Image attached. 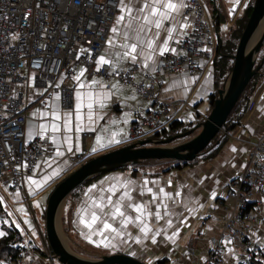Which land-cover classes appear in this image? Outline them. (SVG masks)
I'll return each mask as SVG.
<instances>
[{
    "label": "crops",
    "instance_id": "obj_1",
    "mask_svg": "<svg viewBox=\"0 0 264 264\" xmlns=\"http://www.w3.org/2000/svg\"><path fill=\"white\" fill-rule=\"evenodd\" d=\"M201 1L204 5L205 16L214 23L217 40L221 39L218 28L223 26L228 31L235 29L239 21L246 16L247 9L253 3V0H238V2L236 0ZM233 5H235V9L230 14ZM182 10L178 15V19L182 15ZM119 15L120 12L117 7L112 25L108 31L107 40L112 35L110 29L116 23V17ZM169 26L168 22H165L164 28L166 29ZM166 36L167 32L161 30V36L157 40L163 43L162 38ZM120 42V40H117V44ZM171 42L172 40L169 41V43ZM105 47H107L106 44ZM104 48L101 54H103ZM158 58L159 56H157V60ZM127 62V60L122 61L116 67L123 68ZM138 63L142 71L152 72L143 68L142 61L139 58ZM200 64L204 65V73L199 76L165 73L158 77L159 98L167 102L178 101L180 103L179 107L175 110L171 109L170 113L173 119L182 122L183 126H180L175 133L168 131V134L182 133L192 129L198 122L203 120L210 110L209 96L215 90L214 70L210 71L211 67L207 65L204 57L200 58ZM80 70L81 67L77 68L74 76L78 75ZM261 72L263 73L258 76L233 114L232 120L238 122L235 125L227 123V126L221 132L222 143L217 145L218 147L211 152L198 155L187 165L181 167H175L174 165L177 163L175 161H168L167 163L165 160H156L141 163L135 168L127 166L112 170L93 178L77 193L70 195L66 202L64 201L61 210V230L63 236L65 233L67 237L68 246H71L74 252L89 258H98L102 254L124 253L141 260L145 264H204L207 260L212 239H220L221 241V264H238L240 256L246 251L250 242L256 243L258 250L264 253V247H261L264 244V192L254 194L248 203V209L255 216V221L246 229L248 241L243 242L234 236L221 235L224 221L233 211L230 205L223 202V194L228 187V183L241 174L246 166L249 152L264 133V67ZM139 79V76L135 77L136 82ZM92 80L98 81L99 84L78 89L77 82L72 78V107L64 109L58 102L61 120L55 122L61 125V130L55 134L51 129L53 123L51 106L55 101L53 94L45 102V105L47 104L49 107L46 108L45 105L40 107L38 101L44 94V90L37 86L33 79H30L27 86L11 84V88H15L17 85L22 86L16 91H12V93H21L26 102L24 110L25 138L29 141L38 136L37 133L40 132L39 125L45 124L47 127L44 136L50 141L51 149L45 159L49 162L48 164L43 163L45 160H36L33 169L26 172L21 192H9L6 188L1 189L0 200L2 202L0 203L6 216L0 221V231L5 233V235L0 236V264L6 257L1 239L6 236L7 230L10 228L21 231L28 245L31 246L30 256L33 257L36 264H62L54 256L48 257V253L52 252L46 240L45 230L41 228V225L44 224L45 205L49 193L58 181L76 167L70 156L73 153L82 152L85 157L91 158L130 143L128 130L131 122L137 114L145 113L151 108L152 101L141 97L135 84L125 85L116 79H105L100 76H87L86 74L82 77L85 84ZM101 84L103 88L100 87ZM113 84H118V88L114 90L112 88ZM78 90L82 93L108 91L114 94L109 96L103 110H99L94 105L92 119L95 122L89 120L86 107L87 98H83L85 106L81 109L82 130L77 133L75 131V104L77 102L75 94ZM35 92H40V94L33 98ZM132 96H135L136 99H131ZM251 101L254 104L252 109L248 111L247 106ZM244 108L246 110L243 112ZM33 112H36L35 116L31 115ZM42 112L48 114L42 116ZM63 112L72 113L70 117L72 131L68 132L67 135L73 137L74 147L78 144L80 148L78 152H67L66 145H63L65 134L63 130ZM97 112L100 114L98 119L96 117ZM125 113L129 115L125 116ZM125 120H127V123L124 122ZM113 121L116 122L113 123ZM30 131L32 132L31 137H29ZM87 132H90L91 135L84 139L83 136ZM112 133H116V139L119 143H108ZM53 135L56 137V143L63 146L62 150H65L64 157H55V145H53L51 139ZM97 136L102 137V143L105 145L103 148L97 143ZM167 136L169 137V135ZM167 136L159 138H166ZM233 147L237 149L236 152L232 151ZM92 149L96 150L92 151ZM240 149H243V151H240ZM65 160L67 163H65ZM53 170H56L58 174L44 182L42 178L50 176ZM29 176L34 180H40L41 186L37 188L28 180ZM105 178L108 179L105 180ZM145 179L155 181V184L149 183L147 186L152 187L153 191L158 194V201L161 199L159 195L160 188H164L166 192L173 194L174 200H165L168 215H165L166 210L161 208L159 209L160 219L155 218V212L157 211L155 204L147 203L152 200V194L146 191L143 195L140 194L141 185ZM129 180L133 181L130 195L133 196L135 202L147 204L152 213V215L146 216L145 220L153 231L148 234V238H144L143 234L139 232V222H133L127 226V234L124 237L112 239L114 246L104 247L98 243L99 236L94 237L96 243L89 242L85 239V236L91 233L79 222L80 215H87V210L91 209L93 197L99 198L102 194H111L116 199L117 193L122 192L123 188L118 186L116 193H108L107 188L110 184H117L118 182L122 184ZM93 184L98 186L97 190H93L85 196V192ZM100 187L105 189L104 193L99 192ZM178 191L181 195L175 196ZM78 194L79 197L76 196ZM23 198H27L29 202H25ZM104 203L105 207H108L106 200ZM189 209L192 211H189ZM16 214H19V216ZM127 214L133 217L137 215L133 210H128ZM108 219L113 227H120L119 218L112 220L108 217ZM169 220L172 221L171 224L168 223ZM181 221L183 222L181 223ZM93 227L102 228L103 224L100 220H97L96 225ZM177 229H179L177 235L171 240L167 239V236H170ZM105 233L108 234V230H105ZM156 233L159 234L156 235L157 243L154 244L151 236ZM137 236L141 239L140 243L136 242L135 238ZM35 239H40L41 245H38ZM228 239L232 243L226 245L225 241ZM64 240L66 239L64 238ZM189 248L193 250L192 255L188 252ZM228 248L234 250V255L228 254ZM260 252L258 255H260ZM255 258H259L261 262L264 261L262 255L260 257L255 256Z\"/></svg>",
    "mask_w": 264,
    "mask_h": 264
},
{
    "label": "built area",
    "instance_id": "obj_2",
    "mask_svg": "<svg viewBox=\"0 0 264 264\" xmlns=\"http://www.w3.org/2000/svg\"><path fill=\"white\" fill-rule=\"evenodd\" d=\"M118 2L119 0H0V195L2 188L9 192H21L26 172L33 169L36 160H45L51 149L46 137L41 140L36 136L29 141L25 138L26 102L21 93H12L11 85L7 83L9 79L13 84L26 86L33 79L37 86L43 88L44 94L38 101L40 107L45 105L50 95L60 92L62 99L59 102L64 109L72 107L71 80L77 68L86 69L87 76L116 79L125 85L135 84L138 94L151 100L152 105L147 112L137 114L131 122L128 138L132 143L152 137L174 120L170 110L177 109L180 103L159 98L158 77L161 74L199 76L204 72V65L200 64L201 57L206 59L207 65H211L217 44L214 23L205 16L201 0H185L189 7L183 8L181 16L188 17V34L180 37L182 43L177 44L176 37L170 43L181 55L168 52L159 57L161 67L155 73L142 71L138 62L133 64L130 60H127L123 68L115 66L116 70H113V67L105 64L97 71L95 60L105 46ZM11 33H19L20 38L16 41L6 39ZM10 44L13 47H9ZM40 45L45 47L41 48ZM81 48L91 50L93 55L90 57L82 53ZM124 69L128 70L127 73ZM136 76L140 78L137 82ZM57 84L59 87H56ZM253 104H248V111ZM90 135L87 132L83 138ZM70 158L76 167L88 159L82 152L73 153ZM263 192L264 133L249 152L241 174L228 183L223 194V202L230 205L233 211L224 221L221 235L248 241L246 229L255 221L248 203L254 194ZM23 199L29 202L27 198ZM5 216L0 203V221ZM11 245L13 251L6 255L2 264H36L30 256L31 246L19 229L12 231ZM258 249L256 243L250 242L238 264H247L259 254ZM188 252L193 254L191 248ZM262 253L259 256L264 254ZM52 256V253H48L49 258ZM221 257V241L212 239L204 264H221Z\"/></svg>",
    "mask_w": 264,
    "mask_h": 264
},
{
    "label": "snow or ice",
    "instance_id": "obj_3",
    "mask_svg": "<svg viewBox=\"0 0 264 264\" xmlns=\"http://www.w3.org/2000/svg\"><path fill=\"white\" fill-rule=\"evenodd\" d=\"M238 2V0H236ZM38 6V5H37ZM189 7V5L185 2V0H119L118 9L120 15L116 17V23L110 29L112 35L109 36L108 40L105 41L107 47L104 48L103 54L99 55L95 63L97 65V71H99L101 65H109V67H113L119 65L122 61L130 60L133 64L138 62V58L142 61L143 68L145 70H150L153 73L160 70V63L157 60V56L163 57L166 53L171 52L174 55H181L177 48L171 47L169 41L173 40L174 35L176 37L175 42L180 44L183 40L180 37H186L188 28V17L187 16H180L178 19V15L181 12V9ZM235 9V5H233V11ZM31 12L29 10V16ZM165 22H168L170 25L166 29L164 28ZM27 23V22H26ZM67 27V25H66ZM155 29V31H153ZM161 30L167 32V36L162 38L163 43H160L157 38L161 36ZM47 32V29L44 30ZM6 39H10L11 41H16L20 38L19 33H11L10 36H6ZM117 40L121 42L117 44ZM9 47H13L12 44ZM41 48L45 47V45H40ZM208 51V49H204ZM82 53L88 54L90 57L93 55L91 50L83 49L80 50ZM186 55V53H183ZM80 59V55H77V60ZM39 67V64L37 65ZM87 70L81 68L80 73L73 77V79L77 82V88H85V87H93L99 84L98 81L92 80L85 84L82 81V77L84 76ZM125 73H127V69H124ZM187 75V74H185ZM9 85L12 84L11 79L7 82ZM20 85H17L15 88H11V91H16ZM56 87H59L57 84ZM103 88V85H100ZM112 88L115 90L118 88V84H113ZM40 92L33 93V98L39 95ZM111 94L108 91L102 92H76L77 102L75 104V131L78 133L81 129V109L85 106L83 98H87L86 107L88 109V117L89 120L95 122L93 118V108L94 105L99 109L103 110L106 107V103L108 102V98ZM53 96L55 97V101L51 106V116L53 118V123L51 124V129L53 134L59 132L61 130V125L56 123L55 121L61 120V112L58 108V102L62 99V94L60 92H54ZM131 99H136L135 96H132ZM69 103H71V99H69ZM151 103V101H149ZM46 108L49 106L46 104ZM7 108V105L4 106ZM47 112H42L41 115H47ZM31 115L35 116L36 112H33ZM72 113L63 112V145H66L67 152L73 151H80L78 144L74 147L73 145V137L67 135L68 132L72 131L71 128V117ZM99 112L96 113L97 119L99 118ZM128 116V113L124 114ZM116 121H113L115 123ZM127 123V120L124 121ZM45 124H40V132L37 133L38 137L43 140L45 139L44 131L46 130ZM32 132H29V137H31ZM52 143L55 145V157H64L65 150H62V145L56 143L55 135L52 136ZM97 143L103 148L105 145L102 143V137L97 136ZM27 142V141H26ZM108 143H119L116 139V133H112L111 137L108 139ZM96 149H92L95 151ZM233 152H236L237 149L235 147L232 148ZM243 151V149H240ZM43 163L48 164L47 160L43 161ZM65 163L67 161L65 160ZM28 167L27 164L24 165ZM58 173L56 170L51 172L50 176H44L42 179L44 182L50 180L52 177L56 176ZM108 178H105L107 180ZM28 180L31 181L37 188L41 186L40 180H34L31 176L28 177ZM103 183V182H102ZM149 183L155 184V181H149L145 179L143 184L141 185L140 194L143 195L146 191L147 193L152 194V200L147 202L150 204H155L157 211L155 212V218L160 219L161 213L159 209L164 208L165 215H168L167 212V204L165 202L166 199H173V194L166 192L164 188L159 189V195L161 199L157 200V193L153 191L152 187H148ZM171 183V181H169ZM133 181H126L122 184L119 182L117 184H110L107 188L108 193H116L117 187H122L123 191L117 193V198L114 199L113 195H100L99 198H92L91 201V209L87 210V215L81 214L79 222L84 225L85 228L89 230L91 233L90 235H86L85 239L89 242L96 243L97 241L94 240V237L99 236L100 239L98 243L102 244L104 247L114 246L112 244V239L115 237H124L127 232V226L133 222H139V232L143 234L144 238H148V234L153 230L149 228L148 224L146 223L145 217L148 215H152L150 210L145 203H137L135 202L132 195H130L132 188L131 185ZM98 186L93 184L90 188L85 192V196L88 195L89 192L93 190H97ZM100 193H104L105 189L103 187L99 188ZM181 193L178 191L175 193V196H180ZM215 195V193H213ZM107 201L108 207H105L104 201ZM2 202V200H0ZM22 210V209H21ZM133 210L137 213L135 217L128 215L127 211ZM189 211H192L189 209ZM100 213V214H98ZM104 217V218H102ZM108 217L112 220H116L119 218L120 220V227H113V224L109 222ZM97 220H100L103 224V227H96ZM27 222V221H26ZM183 221H181L182 223ZM169 224L172 223L171 220L168 221ZM19 227V225H17ZM105 230H108V234L105 233ZM177 231L173 232L170 236H167V239L171 240L173 237L177 235ZM83 234V233H82ZM111 234V235H110ZM159 233L153 234L151 236L152 242L155 244L157 243L156 235ZM5 235L4 232L0 231V236ZM136 242L140 243L141 239L139 236L136 238ZM232 241L230 239L225 241V244H231ZM264 247V244L261 245ZM228 254L234 255V250L232 248L227 249Z\"/></svg>",
    "mask_w": 264,
    "mask_h": 264
},
{
    "label": "water",
    "instance_id": "obj_4",
    "mask_svg": "<svg viewBox=\"0 0 264 264\" xmlns=\"http://www.w3.org/2000/svg\"><path fill=\"white\" fill-rule=\"evenodd\" d=\"M262 25L257 39L254 35ZM264 45V0H253L251 12L232 54V66L208 114L192 129L166 138H145L88 158L58 181L49 193L44 212L46 240L53 256L62 264H145L124 253L102 254L98 258L82 256L62 239L61 210L65 199L81 184L106 172L133 166L145 160L177 163L194 160L222 130L228 115L259 70L263 56L256 62ZM62 236V237H61Z\"/></svg>",
    "mask_w": 264,
    "mask_h": 264
},
{
    "label": "trees",
    "instance_id": "obj_5",
    "mask_svg": "<svg viewBox=\"0 0 264 264\" xmlns=\"http://www.w3.org/2000/svg\"><path fill=\"white\" fill-rule=\"evenodd\" d=\"M251 7H249L247 9V14L245 17H243L239 23L238 26L235 27V29H231L228 31V35L225 39V41L223 42L222 39L219 38V42H218V48H217V53H216V57H215V61H214V73H213V79L215 82V88H219L222 86L224 80L226 79L229 70L232 66L233 60H232V54L235 51L236 45H237V41L240 37V34L245 26L246 20L251 12ZM264 54V45L261 48L260 52L258 53L256 62L263 56ZM264 67V60L260 65L259 70L252 76V78L250 79V81L248 82L244 92L241 94L240 98L238 99V101L236 102V104L234 105L233 109L231 110L230 114L228 115L226 122L222 128V130L227 126V123H232V124H236L238 121H233V114L235 113V111L237 110V108L239 107V105L242 103L243 99L245 98L247 92L250 90L251 86L253 85V83L256 81V79L258 78V76L260 74H262V68ZM215 99V92L211 93L209 96V106L211 107L213 104V101ZM250 104V102H249ZM246 110V108L243 109V112ZM248 110V109H247ZM202 121V120H201ZM180 126H183L182 122L178 121V120H173L169 123L168 127L161 130L160 132H156L154 133L152 136H155L153 138H159L162 136H172L174 134H168V131H171L173 133H175L178 128H180ZM184 130V128H183ZM222 130L219 131V133L213 138V140L208 144V146L205 148V150H203V152H201L199 155L201 154H206L211 152L212 150H214L215 148H217V145H220L222 143L223 137L221 136V132ZM168 137V136H167ZM213 154V152H212ZM156 160H145V161H141L138 164H135L133 166H131L132 168H135L137 165L144 163V162H153ZM191 162V161H189ZM189 162H181V163H176L174 166L175 167H181V166H185L187 165ZM129 167V166H128ZM89 181L81 184L79 187H77L75 190H73L70 195H73L75 193H77V191L82 188L86 183H88ZM80 194V193H79ZM79 194L76 195L79 197ZM67 196V198L69 197ZM67 198L65 199V202L67 200ZM12 231L13 228H10L7 230V234L6 236L1 239V244L3 245L4 251H6V255L9 254L10 252L13 251V246L11 245V237H12ZM263 259H264V255H263ZM247 264H264V261L261 262V260H259V258H255V256L253 258H251L249 260V262Z\"/></svg>",
    "mask_w": 264,
    "mask_h": 264
},
{
    "label": "rangeland",
    "instance_id": "obj_6",
    "mask_svg": "<svg viewBox=\"0 0 264 264\" xmlns=\"http://www.w3.org/2000/svg\"><path fill=\"white\" fill-rule=\"evenodd\" d=\"M247 21V20H246ZM218 31H219V33H220V36H221V39H222V41L224 42L225 41V39H226V37H227V35H228V29H224V27L223 26H220L219 28H218ZM210 71H212V67L210 68ZM165 162H167L168 163V161H165ZM109 172H111V171H109ZM106 173H108V172H106ZM105 174V173H104ZM17 216H19V214H16ZM41 228L43 229V230H45V228H44V224L43 225H41ZM40 228V229H41ZM63 236V235H62ZM65 236V237H64ZM64 236H63V238H65L66 240H65V243H67V237H66V235H65V233H64ZM35 242L38 244V245H41L40 244V239L38 240V239H35ZM46 244H47V242H46ZM68 245V244H67ZM70 249H71V246H70ZM72 250V249H71ZM74 251V250H73Z\"/></svg>",
    "mask_w": 264,
    "mask_h": 264
},
{
    "label": "flooded vegetation",
    "instance_id": "obj_7",
    "mask_svg": "<svg viewBox=\"0 0 264 264\" xmlns=\"http://www.w3.org/2000/svg\"><path fill=\"white\" fill-rule=\"evenodd\" d=\"M218 42H219V40H217V44H216V51H215V54H214V57H213V59H212V63H211V65H209L210 67H212V69L214 70V61H215V57H216V53H217V48H218ZM204 73V72H203ZM220 88V87H219ZM216 89H218V88H215V90H214V92L216 91ZM252 102V101H251ZM250 102V103H251ZM254 103V102H253Z\"/></svg>",
    "mask_w": 264,
    "mask_h": 264
},
{
    "label": "bare ground",
    "instance_id": "obj_8",
    "mask_svg": "<svg viewBox=\"0 0 264 264\" xmlns=\"http://www.w3.org/2000/svg\"><path fill=\"white\" fill-rule=\"evenodd\" d=\"M263 23L261 24V26L259 27V29L257 30L256 34L254 35L252 42H254L255 39H257V37L260 34L261 28H262ZM62 237V236H61ZM63 241L65 242L64 238L62 237Z\"/></svg>",
    "mask_w": 264,
    "mask_h": 264
},
{
    "label": "clouds",
    "instance_id": "obj_9",
    "mask_svg": "<svg viewBox=\"0 0 264 264\" xmlns=\"http://www.w3.org/2000/svg\"><path fill=\"white\" fill-rule=\"evenodd\" d=\"M150 138H153V136H152V137H150ZM75 168H76V167H75ZM263 255H264V254H263ZM263 255H262V256H263ZM256 256L260 257L259 255H256Z\"/></svg>",
    "mask_w": 264,
    "mask_h": 264
}]
</instances>
